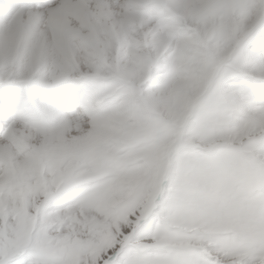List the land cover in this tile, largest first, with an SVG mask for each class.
Instances as JSON below:
<instances>
[{
    "label": "snow or ice",
    "instance_id": "6c2138e0",
    "mask_svg": "<svg viewBox=\"0 0 264 264\" xmlns=\"http://www.w3.org/2000/svg\"><path fill=\"white\" fill-rule=\"evenodd\" d=\"M0 264H264V0H0Z\"/></svg>",
    "mask_w": 264,
    "mask_h": 264
}]
</instances>
